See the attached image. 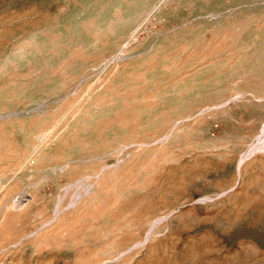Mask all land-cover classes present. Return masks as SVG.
Instances as JSON below:
<instances>
[{
  "label": "rangeland",
  "instance_id": "1",
  "mask_svg": "<svg viewBox=\"0 0 264 264\" xmlns=\"http://www.w3.org/2000/svg\"><path fill=\"white\" fill-rule=\"evenodd\" d=\"M0 264H264V0H0Z\"/></svg>",
  "mask_w": 264,
  "mask_h": 264
}]
</instances>
